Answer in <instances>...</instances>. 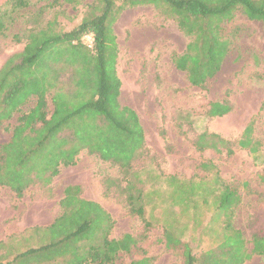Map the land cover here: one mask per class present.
<instances>
[{
    "label": "rangeland",
    "instance_id": "rangeland-1",
    "mask_svg": "<svg viewBox=\"0 0 264 264\" xmlns=\"http://www.w3.org/2000/svg\"><path fill=\"white\" fill-rule=\"evenodd\" d=\"M100 8L101 0H27L24 7L0 0L4 25L0 68L23 50L30 30L56 20L59 29L67 32L87 15L98 14ZM236 27L238 36L220 71L201 90L191 86L172 62L173 55H180L188 43L173 20L152 6L127 9L117 17L112 29L117 43L115 70L121 83L119 101L137 114L144 130L145 146L133 164L132 179L143 192L145 220L150 226L146 229L145 221L125 207V182L117 166L82 151L76 164L61 168L48 188L34 186L17 198L0 187L1 264H21L30 258H34L30 264L71 262L68 257L79 249L70 242L13 260L44 244L45 228L63 213L60 201L68 186H79L81 198L97 203L110 215L109 239L130 235L137 241L130 254H119L112 264H130L143 255L153 258L154 264H183L179 248H166L164 232L170 230L195 255L216 247L223 227L216 203L217 179L235 187L240 196L232 223L251 253L244 264H263L252 254V239L264 235V29L262 23L237 15L224 25L225 33ZM92 40L89 34L82 39L89 48ZM224 102L231 108L227 115L208 117L212 103ZM19 115L0 125V145L10 139ZM248 125L259 144L255 155L236 148L229 156L224 150L199 152L194 147L196 137L204 132L235 144ZM46 256L55 258L44 261Z\"/></svg>",
    "mask_w": 264,
    "mask_h": 264
},
{
    "label": "trees",
    "instance_id": "trees-1",
    "mask_svg": "<svg viewBox=\"0 0 264 264\" xmlns=\"http://www.w3.org/2000/svg\"><path fill=\"white\" fill-rule=\"evenodd\" d=\"M5 1L15 7L27 5V0ZM141 6H152L173 20L187 38L184 51L173 55L172 62L191 86L201 90L220 71L238 36V27L226 34L224 25L239 15L262 23L264 29V0H101L98 14L87 15L70 31L59 29L56 20L30 30L23 50L0 68V125L20 114L10 139L0 145V187L17 198L34 186L48 188L60 169L74 166L85 151L117 166L125 182V207L149 228L143 192L132 179L133 164L145 146L144 130L137 114L119 101L121 83L115 70L117 43L112 29L124 10ZM3 33L0 17V36ZM88 34L93 39L91 48L82 41ZM14 40L19 42L17 36ZM230 110L226 102L212 103L208 117H223ZM251 131L248 125L235 144L204 132L193 144L199 152L224 150L231 156L236 148L255 155L259 144ZM217 183L220 194L216 203L223 227L216 247L195 255L170 230L164 232L166 248H179L183 264H244L251 258L242 233L232 223L241 203L238 190L220 179ZM60 206L63 213L45 228L44 244L13 260L70 242L79 252L68 257V264H112L119 254H130L136 247L137 241L130 235L109 239L110 215L97 203L81 198L79 186L65 188ZM252 254L264 264V235L253 237ZM46 258L55 257L46 256L44 261ZM130 264H154V260L143 255Z\"/></svg>",
    "mask_w": 264,
    "mask_h": 264
}]
</instances>
